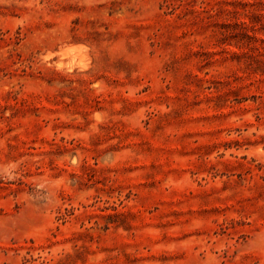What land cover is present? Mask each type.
I'll use <instances>...</instances> for the list:
<instances>
[{
  "label": "rangeland",
  "instance_id": "374dc122",
  "mask_svg": "<svg viewBox=\"0 0 264 264\" xmlns=\"http://www.w3.org/2000/svg\"><path fill=\"white\" fill-rule=\"evenodd\" d=\"M0 264H264V0H0Z\"/></svg>",
  "mask_w": 264,
  "mask_h": 264
},
{
  "label": "bare ground",
  "instance_id": "6f19581e",
  "mask_svg": "<svg viewBox=\"0 0 264 264\" xmlns=\"http://www.w3.org/2000/svg\"><path fill=\"white\" fill-rule=\"evenodd\" d=\"M72 50V49H71ZM59 51V50H58ZM66 52H67V50H66ZM80 53V52H79ZM63 54H64V52H63ZM47 55V54H46ZM69 55V54H68ZM73 57V56H72ZM78 65V64H77ZM84 67V66H83Z\"/></svg>",
  "mask_w": 264,
  "mask_h": 264
}]
</instances>
